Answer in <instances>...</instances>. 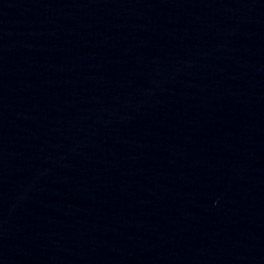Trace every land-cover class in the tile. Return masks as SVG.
Listing matches in <instances>:
<instances>
[{"label": "water", "instance_id": "water-1", "mask_svg": "<svg viewBox=\"0 0 264 264\" xmlns=\"http://www.w3.org/2000/svg\"><path fill=\"white\" fill-rule=\"evenodd\" d=\"M0 264H264V0H0Z\"/></svg>", "mask_w": 264, "mask_h": 264}]
</instances>
